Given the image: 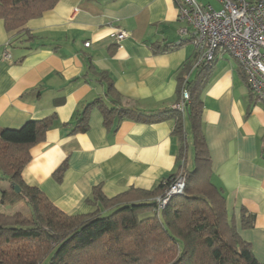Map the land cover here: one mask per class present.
I'll return each mask as SVG.
<instances>
[{"label":"crops","instance_id":"obj_1","mask_svg":"<svg viewBox=\"0 0 264 264\" xmlns=\"http://www.w3.org/2000/svg\"><path fill=\"white\" fill-rule=\"evenodd\" d=\"M176 1L58 0L27 21L28 34L7 32L0 19V128L57 116L44 140L30 147L21 176L64 213L91 212L93 186L101 185L110 198L130 187L151 190L181 172L173 119L107 125L94 107L87 130L70 133L84 105L99 97L110 106L97 73L108 75L125 108L158 111L177 102L184 64L192 63L183 74L186 81L196 68L190 36L178 33ZM198 1L220 7L217 0ZM119 27L128 32L120 45L113 36ZM200 99L211 182L221 190L240 239L264 264V105L253 100L236 61L223 50L217 51ZM63 163L58 181L53 172ZM2 190L11 191V185L0 174V198ZM20 202L0 207L10 206L5 213H11ZM242 209L252 216L250 227L241 224Z\"/></svg>","mask_w":264,"mask_h":264},{"label":"trees","instance_id":"obj_2","mask_svg":"<svg viewBox=\"0 0 264 264\" xmlns=\"http://www.w3.org/2000/svg\"><path fill=\"white\" fill-rule=\"evenodd\" d=\"M57 1L0 0V19L7 32L28 34L27 21L41 16ZM213 63L198 65L189 81L183 74L192 63L184 64L177 86V101L183 90L188 93L182 111L173 107L158 111L125 108L108 75L97 73L105 84L110 106L95 98L83 106L70 131L87 130L89 112L94 107L99 108L107 125L122 119L145 123L173 119L172 134L180 140L178 159L185 186L162 208L156 198L164 197L178 173L151 190L130 187L110 198L101 185L93 186L88 202L95 208L86 214H66L21 176L31 159L30 147L44 140L57 116L31 119L19 128H0V174L11 185V191L2 190L0 204L22 200L30 210L29 216L20 211H0V264H261L249 244L240 239L226 200L210 179L211 161L200 124V93ZM88 69L93 66L89 64ZM238 69L245 81L239 65ZM185 120L193 150L192 168L186 165L189 137ZM65 168L66 163L60 165L53 177L59 181ZM14 186H18V192ZM251 221L252 216L242 209V226L250 227Z\"/></svg>","mask_w":264,"mask_h":264},{"label":"built area","instance_id":"obj_3","mask_svg":"<svg viewBox=\"0 0 264 264\" xmlns=\"http://www.w3.org/2000/svg\"><path fill=\"white\" fill-rule=\"evenodd\" d=\"M219 8L203 4L198 0H177L178 33L189 35L195 49L193 67L214 62L217 51H226L241 67L245 83L254 101L264 105V0H217ZM116 42L128 36L123 28L113 32ZM85 46L89 42L84 43ZM8 59L9 54H4ZM188 99L186 90L172 107L183 110ZM185 186V175L179 173L164 192L157 197L158 207L167 200L181 194Z\"/></svg>","mask_w":264,"mask_h":264},{"label":"rangeland","instance_id":"obj_4","mask_svg":"<svg viewBox=\"0 0 264 264\" xmlns=\"http://www.w3.org/2000/svg\"><path fill=\"white\" fill-rule=\"evenodd\" d=\"M184 122H185V128L188 129L189 128V124H188L187 120H185ZM191 153H192V149L190 147V149H189V151L187 153V159H188L187 167L188 168H192V154ZM20 204H21V206H20ZM20 204L17 205L15 210H18V211L22 212L24 215L29 216V212H30L29 207L22 200H21ZM8 208H10V206L9 207L6 206L5 208H1L0 207V211L5 212V211L8 210Z\"/></svg>","mask_w":264,"mask_h":264},{"label":"water","instance_id":"obj_5","mask_svg":"<svg viewBox=\"0 0 264 264\" xmlns=\"http://www.w3.org/2000/svg\"><path fill=\"white\" fill-rule=\"evenodd\" d=\"M14 190H15L16 192H18V191H19L18 186H14Z\"/></svg>","mask_w":264,"mask_h":264}]
</instances>
